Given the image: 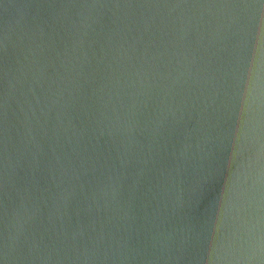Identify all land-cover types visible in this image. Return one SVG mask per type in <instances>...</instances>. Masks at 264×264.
Instances as JSON below:
<instances>
[{"label":"water","instance_id":"obj_1","mask_svg":"<svg viewBox=\"0 0 264 264\" xmlns=\"http://www.w3.org/2000/svg\"><path fill=\"white\" fill-rule=\"evenodd\" d=\"M0 264H264V0H0Z\"/></svg>","mask_w":264,"mask_h":264}]
</instances>
